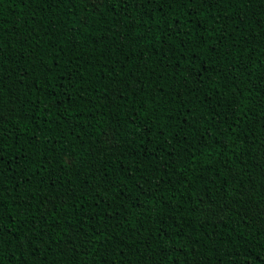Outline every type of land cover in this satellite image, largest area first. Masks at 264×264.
I'll return each instance as SVG.
<instances>
[{
    "label": "trees",
    "instance_id": "1",
    "mask_svg": "<svg viewBox=\"0 0 264 264\" xmlns=\"http://www.w3.org/2000/svg\"><path fill=\"white\" fill-rule=\"evenodd\" d=\"M0 264H264V0H0Z\"/></svg>",
    "mask_w": 264,
    "mask_h": 264
},
{
    "label": "snow or ice",
    "instance_id": "2",
    "mask_svg": "<svg viewBox=\"0 0 264 264\" xmlns=\"http://www.w3.org/2000/svg\"><path fill=\"white\" fill-rule=\"evenodd\" d=\"M187 2H190L192 5H195L197 2L200 4H204L207 2H211V0H187ZM93 7H99L103 5V0H91Z\"/></svg>",
    "mask_w": 264,
    "mask_h": 264
}]
</instances>
